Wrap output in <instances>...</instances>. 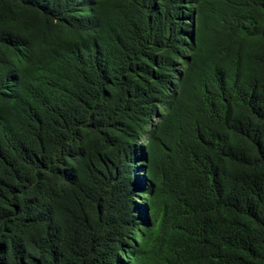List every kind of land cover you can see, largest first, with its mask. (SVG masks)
I'll return each instance as SVG.
<instances>
[{
	"label": "trees",
	"instance_id": "16d2710c",
	"mask_svg": "<svg viewBox=\"0 0 264 264\" xmlns=\"http://www.w3.org/2000/svg\"><path fill=\"white\" fill-rule=\"evenodd\" d=\"M0 264H264V0H0Z\"/></svg>",
	"mask_w": 264,
	"mask_h": 264
},
{
	"label": "rangeland",
	"instance_id": "374dc122",
	"mask_svg": "<svg viewBox=\"0 0 264 264\" xmlns=\"http://www.w3.org/2000/svg\"><path fill=\"white\" fill-rule=\"evenodd\" d=\"M144 140H145V138H144ZM135 202L136 203H141L142 200L141 199H136ZM140 205H142V203ZM145 211H146L147 219H151L152 223H154V225L157 226L158 223H159V220H160V211H159L158 205L154 206L152 212H150L148 210H145Z\"/></svg>",
	"mask_w": 264,
	"mask_h": 264
}]
</instances>
